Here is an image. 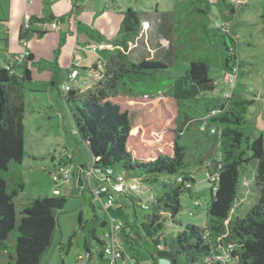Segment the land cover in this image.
<instances>
[{"label":"trees","instance_id":"1","mask_svg":"<svg viewBox=\"0 0 264 264\" xmlns=\"http://www.w3.org/2000/svg\"><path fill=\"white\" fill-rule=\"evenodd\" d=\"M7 1L0 0V4ZM44 1L49 15L30 16V26L23 23L21 27L22 42L34 33H47L32 29L33 25L55 19L49 13L50 2ZM216 5L224 13L222 26L213 19L211 0H174L170 10L153 9L152 16L149 11L129 7L112 40L85 24L77 27L90 39L115 47L108 58L88 68L99 75L94 88L74 90L71 86L64 93L76 123L75 134L93 154L91 179L95 177L97 183L86 179L93 196L95 188L107 183L101 172L140 180L153 192L148 208L141 203L148 211L137 231L152 239L153 264L163 260L168 264H264V136H256L255 122L248 116L255 100L246 97L240 81L244 60L237 48V24L232 22L248 4L218 0ZM146 17L152 26L159 20L157 31L151 33L165 36L169 42V48L154 47L160 53L157 58L132 53ZM7 22L9 13L0 16V27H7L0 29V58L8 51ZM59 55L57 49L53 60L35 61L28 53L14 60L6 57L0 64V264H42L59 224L57 213L67 203L64 195L57 194L31 197L19 211L16 206L24 189L26 92L59 85ZM184 62L190 66L177 77L174 66ZM235 65L239 67L236 86L217 94L211 69H222L228 77ZM32 67L52 71V80L35 79ZM211 126L221 130L218 144L213 143ZM251 162H256L253 176L258 195L250 207L242 209L243 197L250 191L240 196L239 192L251 183L241 171ZM82 167L89 169L88 165ZM192 169H204L212 184L205 225H183L177 218L183 208L181 194L191 192L196 182ZM214 175L218 179L212 182ZM83 181L80 178L79 183ZM121 194L134 205L140 202L130 192ZM127 229L122 224L119 233L132 244ZM93 235L102 244L99 259L111 264L106 240L95 230ZM87 255L91 258L90 250Z\"/></svg>","mask_w":264,"mask_h":264},{"label":"rangeland","instance_id":"2","mask_svg":"<svg viewBox=\"0 0 264 264\" xmlns=\"http://www.w3.org/2000/svg\"><path fill=\"white\" fill-rule=\"evenodd\" d=\"M156 2L161 3L160 9L172 8L170 6L172 3H168L169 0H119L118 3L116 0H89L84 3L86 5L84 8H82L84 4L81 5L79 13L87 11L85 17L91 21L87 26L111 37L114 26L106 22V16L103 15L105 12L114 10L126 12L131 6L140 12L149 11L151 12L149 16H152ZM212 2L214 3L213 19L219 20L220 8L216 5L218 0H212ZM7 13H9L8 1L4 2L3 6L0 4V16L5 17ZM240 16L237 20L239 24L234 27L238 35V53L244 60L239 77L246 88V97L255 100L249 107L248 114L249 118L255 122L254 132L256 136H264V0H251L250 4L241 11ZM70 20L73 22L74 29L76 28V31L79 32L78 23L68 15L60 18L63 29L66 32L70 30ZM158 21H155L156 25ZM57 23L60 25L59 21ZM7 24L9 23L7 22ZM156 25L152 26L149 19L144 18L140 38L132 46V53L135 56L157 58L160 53L158 48H154L156 45L169 48V42L165 36L151 33L153 30L157 31ZM101 27L104 28V32ZM0 29L6 30L7 27L1 24ZM80 33L88 36L85 32L80 31ZM153 42L154 45L151 46ZM65 45L66 41L61 39L60 45L56 48V50L60 49V55ZM22 48L24 49V47ZM99 53L106 54L103 51ZM77 55L76 63H80L82 60L83 64L88 67H91L92 62L99 56L89 52H78ZM5 58V56L0 58V64ZM104 58H108V56H104ZM189 66L188 62L176 64L174 66L176 76L182 75ZM77 71L78 77L68 82L66 70L61 69L58 86H51L47 91L26 92L24 189L16 199L17 210L19 211L31 197L59 194L67 198L65 207L57 213L59 224L54 234L53 243L45 253L42 264H104L98 257L102 244L94 237L93 231L95 230L98 237L106 240L104 234L109 229L111 230L112 220L115 225L119 222L127 224L128 233L131 234L128 238L132 244L126 241L124 234H118L121 248L124 250L122 264H137V262L138 264H153L149 252L152 248V239L142 231L140 232L141 236L137 232L144 214L148 211L142 208L141 203L151 205L154 200V194L149 187L137 180L140 186L139 190L135 193L130 192V194L139 198L138 204L134 205L123 194H117L113 204L104 208L103 202L107 205V196H103L101 201H94L93 193L90 190L88 180H92L93 184L97 183L95 177L91 179L86 173L83 176V183H78V174L75 171L76 163L83 161L91 170L93 154L80 135L75 134L76 123L70 106L64 98L63 84L69 83L74 90H78L79 87L86 90L94 88L98 79H95L96 74L91 69L77 68ZM210 75L217 84L216 93H226L228 86L225 72L222 69L212 68ZM212 139L215 144L218 141V134H212ZM191 141H195L194 136H191ZM255 163L251 162L241 171L251 186L242 187L239 196L247 189L252 194L250 195L249 192L246 197H243L240 204L242 209L250 207L258 195L255 191L253 176ZM192 173L196 182L193 184L191 192L185 191L181 194L180 200L183 208L177 218L183 225L186 223L205 225L207 222L206 208L212 184L207 181L204 169H192ZM197 201L200 203L198 207L195 205ZM104 221L107 222L106 225L102 224ZM170 225L174 229L181 228L177 224ZM71 238L72 244L69 245ZM130 246H133L134 249ZM89 249L92 254L91 258L87 255ZM81 255L84 257L83 259H80Z\"/></svg>","mask_w":264,"mask_h":264},{"label":"crops","instance_id":"3","mask_svg":"<svg viewBox=\"0 0 264 264\" xmlns=\"http://www.w3.org/2000/svg\"><path fill=\"white\" fill-rule=\"evenodd\" d=\"M48 1L50 2L49 13L50 15H53L55 19L45 24L37 23L32 26V29L34 30L35 29L38 31L46 30L47 33H34L31 37L27 38L25 42H22L20 39V31L25 16L42 17L43 15H49L44 10L45 1L44 0H9L8 8H9L10 22H8L9 24H7L9 30V44H8V51L6 53V57L11 60L24 58L25 53L28 52L34 55L35 61H39L41 59L53 60L55 57L54 55L55 50L60 45V40L64 39L66 41V45L62 48V52L58 59V62H59V69L66 70V75L69 82L70 79L78 77L79 73L77 71V68H81V69L90 68L85 64H83L82 60L80 61V63H76L78 52L81 53L89 52V53H94L95 55H99L98 58L92 62V66H93L94 64L98 63L100 60L106 59L104 58V56L109 57L114 51L115 47L110 43H106V42L99 43L95 40L90 39L85 34L76 31V28L74 29V25L71 20L69 24V27L70 26L71 27L70 30H68L67 32L65 31V29H63V26H61L60 18L61 16L64 15H68L69 18H74L76 23H81L85 25L89 24L91 21L87 17H85V13H87V11L79 13L81 9V5L84 4L85 2H89V0H48ZM116 2L118 3L119 0H116ZM250 2L251 0H249L248 5L250 4ZM168 3L170 4L172 3V5L170 6H173L174 0H169ZM160 5H161L160 2H156L154 9H158L161 11L171 9V7L160 9L159 8ZM85 6L86 5L84 4L82 8H84ZM244 9L245 6L242 7L239 13L237 14V16L232 19L233 20L232 22L234 24H239V21L237 20L238 18L241 17L240 16L241 11ZM103 15L106 16V22L113 24L114 31L111 37H108L106 34H103L102 32L101 33L109 40H112L118 36L117 34L119 33V29L124 19L125 12H121L120 10L119 11L114 10V11L105 12ZM223 16L224 13L220 12L219 14L220 19L215 21L218 22L224 19ZM58 21L60 25L57 23ZM55 25L57 26L55 27ZM101 30L104 32L103 27H101ZM236 37L238 39L237 32H236ZM22 47H24V49ZM101 51L105 52L106 54H100L99 52ZM32 70H33V77L37 80L49 82L53 78V73L50 70L39 71L36 67H32ZM76 72L77 74L75 75ZM98 76L99 75H96L95 77L96 80L99 78ZM59 84H60V80H59ZM82 165L86 166L87 163H84L82 161V162H77L75 165L76 167L75 171L76 173H78V183L80 178L83 179L84 178L83 176H85L86 173L88 175L89 169L83 168ZM93 197H94V201H100V199H98L96 195ZM83 258L84 257L81 255L80 259ZM160 264H168V263L163 260L160 262Z\"/></svg>","mask_w":264,"mask_h":264},{"label":"built area","instance_id":"4","mask_svg":"<svg viewBox=\"0 0 264 264\" xmlns=\"http://www.w3.org/2000/svg\"><path fill=\"white\" fill-rule=\"evenodd\" d=\"M231 3H233L234 5H238V6H244L245 4L249 3V0H231ZM25 25L27 27L30 26V16H25L24 22ZM218 25H223V22L218 21ZM57 25H55L56 27ZM27 53H25V55H27ZM24 55V56H25ZM101 67H103L102 65H100ZM77 74V72L75 73V75ZM238 74H239V67L238 65H235L233 68V71L231 74H229V76L227 77V86L229 88V90H232L236 84H237V80H238ZM71 88V85L69 83H65L64 84V90L65 93L68 92ZM213 114L216 113V111L212 112ZM210 132L211 134H218V139L220 137V133L221 130L216 127V126H211L210 127ZM218 144V141L216 142ZM216 144V145H217ZM64 169V167H63ZM94 167H92L91 170H88V175L89 178H91V176L95 173V171L93 170ZM98 173L100 170L95 169ZM103 178L106 177L108 178L107 183L105 185H103V187L101 189H94V196L96 195L98 197V199H100V201L102 200V197L99 195L102 192H107L110 193L112 192L113 194L111 196L107 197V205L103 202V206L104 208H107V206H110L113 204L115 197L117 194H121L124 192H132L135 193L139 190V184L138 181L133 180H124L122 176H114L112 175L110 172L104 173L101 172ZM111 175V176H110ZM66 176H68V174H66ZM218 179V176L214 175L210 178V180H212V182H215ZM215 185V184H214ZM213 185V190L216 191L217 188L216 186ZM149 206L147 204H144V208H148ZM122 228V223L119 222L118 224L115 225L114 220H112V226H111V230L109 229L108 231L105 232V237H106V246H105V252L107 254V257L109 258L111 264H118V262L120 263L122 257H123V250L121 248L120 245V241L118 239V234L120 232Z\"/></svg>","mask_w":264,"mask_h":264}]
</instances>
